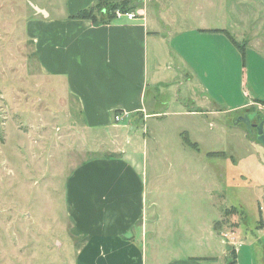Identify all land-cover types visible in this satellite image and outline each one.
Segmentation results:
<instances>
[{
    "label": "rangeland",
    "instance_id": "1",
    "mask_svg": "<svg viewBox=\"0 0 264 264\" xmlns=\"http://www.w3.org/2000/svg\"><path fill=\"white\" fill-rule=\"evenodd\" d=\"M200 1L204 2L190 0ZM138 2L103 0L102 5L118 7L110 12L115 17L117 11L126 13ZM214 2L230 6L226 24L242 47L241 59L231 55L230 72L216 67L207 76L202 72L193 76L195 83L199 78L202 85L211 88V96L224 97L219 99L222 106L217 107L224 115L179 116L180 109L169 100L175 95L188 100L193 91L186 85L181 91L172 88L165 93L163 98L168 102L158 108L163 115L169 105L167 115L114 120L117 127L108 131L86 132L78 106L63 99L61 82L44 75L33 45L27 41L26 22L37 10L28 0H0V264H75L76 239L71 236L67 216V179L87 161L132 150L141 167L145 166L149 190L168 194L173 200L183 195L194 198L183 206V216L174 215L177 236L171 242L178 241L179 247L184 244V252H188L197 241L194 236L204 240L211 231V222L218 215L216 207L221 206L239 223L237 240L244 242L249 258L253 254V261L255 257L257 263L261 260L264 233H258L260 241H256L253 232L261 229L260 205L264 209V146L250 142V138L257 141L254 129L243 123L234 125L238 118L234 107L249 88L243 83H248L252 61L258 53L264 55V0ZM218 11L214 10L215 22ZM224 76L225 87L217 90L215 83ZM153 94L149 92L148 101L152 102ZM198 94L206 100L201 89ZM252 124L258 125L257 119ZM185 130H189L190 140ZM188 142L198 143L199 148L188 147ZM173 205L180 210V202L174 200ZM223 221L219 219L216 225ZM237 226L232 224V231L226 229L220 238L235 233ZM216 244L215 251L220 252L219 242ZM234 250L233 245L231 259ZM242 259L243 252L238 254V261Z\"/></svg>",
    "mask_w": 264,
    "mask_h": 264
},
{
    "label": "crops",
    "instance_id": "2",
    "mask_svg": "<svg viewBox=\"0 0 264 264\" xmlns=\"http://www.w3.org/2000/svg\"><path fill=\"white\" fill-rule=\"evenodd\" d=\"M28 1L46 15L33 10L35 13L26 22L27 41L33 45L44 75L61 82L63 99H71L78 106L86 132L117 127L113 124L116 114L128 121L161 116L162 108L158 107L168 102L163 98L165 93L172 88L181 91L186 85L193 91L188 100L181 95L169 100L180 109L179 116L224 115L222 109H217L222 106L219 99L224 97L211 96V88L202 85L199 78L195 83L193 74L202 72L207 76L216 67L223 73L230 72L231 55L241 59L242 47L226 24L230 6L226 8L214 0H139L135 9L129 11L136 15L135 19L114 17L104 23L98 17L99 22L76 18L94 8L97 0ZM214 10L222 13H216V22ZM251 71L250 77L246 75L248 83L241 81L249 88L234 108L238 109V117L257 113L254 120L259 124L264 122L262 53L252 61ZM225 80L224 76L215 83L217 90L225 87ZM200 89L206 100L199 96ZM151 91L152 102L147 100ZM168 108L169 105L163 115H167ZM258 108L262 113L257 112ZM184 133L190 140L189 130ZM191 144L199 148L198 143ZM135 154L133 150L123 151L116 157L87 161L67 179V216L71 220V236L76 239L75 264H264L263 253L258 263L256 257L252 260L253 254L249 258L244 242L237 240L238 232L241 233L239 223L232 215H226L227 209L221 206L216 207L218 215L211 222V231L205 233L204 240L196 234L197 241L188 252H184V244L179 247L178 241L171 242L177 236L172 224L174 215L183 216V206L194 198L183 195L180 200L174 199L180 202V210L173 209L172 197L149 190L145 166L141 167ZM259 210L261 229L253 232L256 241H260L257 234L264 233L261 205ZM221 217L223 224L217 226ZM232 224L238 225L235 233L220 238L226 229L232 231ZM225 235H233L234 239ZM216 241L220 252L215 251ZM235 243H241V247L234 250L231 259ZM242 252L243 259L238 261Z\"/></svg>",
    "mask_w": 264,
    "mask_h": 264
},
{
    "label": "trees",
    "instance_id": "3",
    "mask_svg": "<svg viewBox=\"0 0 264 264\" xmlns=\"http://www.w3.org/2000/svg\"><path fill=\"white\" fill-rule=\"evenodd\" d=\"M102 1L103 0H97L94 8L80 13L76 18L77 19H89V20H93L96 22L97 17L99 16L101 18L100 22H104V23L113 19L114 16L110 15V12H113V10L116 11L118 7L102 5ZM132 9H135V7H132V8L128 7L126 12H129ZM107 16H108V19H107ZM188 145H190L191 147H195V144H191L190 142H188Z\"/></svg>",
    "mask_w": 264,
    "mask_h": 264
},
{
    "label": "water",
    "instance_id": "4",
    "mask_svg": "<svg viewBox=\"0 0 264 264\" xmlns=\"http://www.w3.org/2000/svg\"><path fill=\"white\" fill-rule=\"evenodd\" d=\"M43 15L46 13L42 10L36 9ZM257 117V113L245 115L238 117L235 121L234 125H238L239 123L245 124L248 129H254L257 132V142L264 146V122H260L258 125L252 124V121Z\"/></svg>",
    "mask_w": 264,
    "mask_h": 264
},
{
    "label": "built area",
    "instance_id": "5",
    "mask_svg": "<svg viewBox=\"0 0 264 264\" xmlns=\"http://www.w3.org/2000/svg\"><path fill=\"white\" fill-rule=\"evenodd\" d=\"M115 17H116V18L127 17L129 20H133V19L136 18V15H135L134 13H130V12L121 13V12L117 11V15H115ZM124 118H125V117H124L122 114H116V115L114 116V120H115L116 122H120V121H122ZM225 237L228 238V239H229V238L234 239L233 235H225ZM234 245H235L236 249H238V248L241 247V243H239V244H236V243H235Z\"/></svg>",
    "mask_w": 264,
    "mask_h": 264
}]
</instances>
